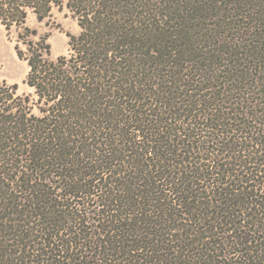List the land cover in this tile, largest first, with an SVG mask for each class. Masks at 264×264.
I'll return each instance as SVG.
<instances>
[{
  "label": "trees",
  "instance_id": "1",
  "mask_svg": "<svg viewBox=\"0 0 264 264\" xmlns=\"http://www.w3.org/2000/svg\"><path fill=\"white\" fill-rule=\"evenodd\" d=\"M251 2L66 0L81 31L52 61L25 23L63 0H0L37 96L0 82V264H264Z\"/></svg>",
  "mask_w": 264,
  "mask_h": 264
},
{
  "label": "rangeland",
  "instance_id": "2",
  "mask_svg": "<svg viewBox=\"0 0 264 264\" xmlns=\"http://www.w3.org/2000/svg\"><path fill=\"white\" fill-rule=\"evenodd\" d=\"M182 3L193 4L196 0H179ZM66 0H63L61 9L53 7L50 15L38 21L34 14L29 13L26 19V26L37 32L38 36L45 37L50 45V60L55 61L59 56H67L69 53L68 35L78 36L80 28L72 13L65 7ZM253 10H264V6L251 2L249 4ZM185 13V12H184ZM230 33V32H229ZM17 31L12 28L7 32L0 25V82L4 81L8 85L17 84V94L29 96L31 101L37 100L32 88L25 84L28 67L26 62L19 60L14 51ZM36 40V38L32 37ZM34 113H37L34 108Z\"/></svg>",
  "mask_w": 264,
  "mask_h": 264
}]
</instances>
